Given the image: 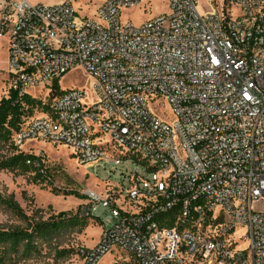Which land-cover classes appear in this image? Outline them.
Here are the masks:
<instances>
[{"label":"built area","instance_id":"built-area-1","mask_svg":"<svg viewBox=\"0 0 264 264\" xmlns=\"http://www.w3.org/2000/svg\"><path fill=\"white\" fill-rule=\"evenodd\" d=\"M143 2L79 17L74 0H0L10 90L46 109L14 144L67 146L104 173L83 264H264V0H168V15L122 21ZM76 70L91 95L61 87Z\"/></svg>","mask_w":264,"mask_h":264},{"label":"rangeland","instance_id":"rangeland-1","mask_svg":"<svg viewBox=\"0 0 264 264\" xmlns=\"http://www.w3.org/2000/svg\"><path fill=\"white\" fill-rule=\"evenodd\" d=\"M34 5H54L62 0H29ZM104 0H74V7L79 17L95 15L97 7ZM200 11L203 8L200 5ZM168 0H144L135 7L123 9L121 19L141 26L161 15H168ZM8 41L0 39V100L9 95V67ZM62 88H84L91 95V78L82 71L68 73L59 81ZM36 96L43 95L44 89L32 91ZM162 109L169 112V106L161 104ZM43 111L39 108L31 110V116L26 119L39 117ZM108 140L109 138H105ZM24 152L35 153L44 157L46 167L51 175V183L34 184L31 174H19L0 170V196L12 199L28 216L31 223H41L56 217L61 212H68L69 217H80L83 211L91 206L90 200L79 199L75 196L64 195L73 192L78 195H87L89 191H102V180L105 176L99 171L96 177L94 171L79 166L74 152L67 146L56 145L47 141L35 142L32 146L23 148ZM11 155L8 147L0 150V159ZM263 205L254 204V209L261 211ZM101 209L97 215L101 214ZM68 217V216H67ZM104 219L107 214H101ZM87 224L82 220L75 225H66L54 232L49 238H36V251L24 254L20 249L16 259L11 264H83L80 254L82 249L92 248L101 235V227L95 218H87ZM28 223L20 219L5 206L0 204V228H26ZM241 230L236 238L240 237ZM241 244V243H240ZM242 247L245 245H241ZM99 264H115V255L105 256Z\"/></svg>","mask_w":264,"mask_h":264},{"label":"trees","instance_id":"trees-1","mask_svg":"<svg viewBox=\"0 0 264 264\" xmlns=\"http://www.w3.org/2000/svg\"><path fill=\"white\" fill-rule=\"evenodd\" d=\"M57 89L58 83L54 84ZM50 98L61 95L62 91H55ZM43 102L32 96L18 95L10 90L9 95L0 100V150L8 147L11 155L0 159V170L19 174H31L34 184L51 183V175L46 167L44 157L35 153L21 151L13 141L14 135L22 128L26 117L31 116V110L43 108ZM43 112L46 109H41ZM66 196H75L79 199H89L87 195H78L67 192ZM0 204L5 206L13 214L28 223L26 228L3 229L0 228V264H11L16 259L20 249L24 254L36 251V238H49L54 232L66 225H75L82 220L83 225L87 224V218H93L91 206L83 211L80 217H69L68 212H61L56 217L41 223H31L28 216L21 207L12 199L0 196ZM68 216V217H67Z\"/></svg>","mask_w":264,"mask_h":264}]
</instances>
